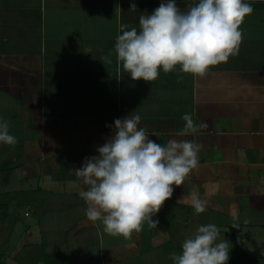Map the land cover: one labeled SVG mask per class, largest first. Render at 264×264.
<instances>
[{"label": "crops", "instance_id": "0c3cea01", "mask_svg": "<svg viewBox=\"0 0 264 264\" xmlns=\"http://www.w3.org/2000/svg\"><path fill=\"white\" fill-rule=\"evenodd\" d=\"M190 2L177 0L181 10ZM248 2L238 54L203 75L161 70L145 81L123 72L114 51L111 63L100 58L114 48L121 23L138 28L139 15L160 0H0V116L18 138L0 144V208L27 205L37 218L48 211L47 227L64 231L67 243L42 236L44 245L14 248V264H27L20 254L28 258L33 246L43 253L30 264H45V255L68 264H171L169 254L207 223L231 249L254 257L247 248L264 230V0ZM132 112L149 138L191 139L201 149L197 167L152 217L157 224L145 221L124 237L86 217L79 196L86 186L74 170L98 155L112 133L107 125ZM185 112L207 127L178 136ZM193 191L207 201L204 212L191 206ZM38 194L45 200L37 207Z\"/></svg>", "mask_w": 264, "mask_h": 264}, {"label": "clouds", "instance_id": "9594fccd", "mask_svg": "<svg viewBox=\"0 0 264 264\" xmlns=\"http://www.w3.org/2000/svg\"><path fill=\"white\" fill-rule=\"evenodd\" d=\"M130 9H136L135 3ZM252 12L248 0H191L186 10L178 7L177 0H160L150 13L139 15L138 28L121 23L114 48L100 60L111 63L114 51L123 72L133 80L155 81L161 70L203 75L238 54L243 39L240 26ZM141 118L132 112L114 119L107 125L111 135L96 149L98 155L85 157L74 170L86 186L79 192L87 205L86 217L99 220L111 235L128 237L139 232L145 221L156 225L152 217L172 196L173 185L183 184L199 164V143L176 137L157 142L139 126ZM181 119L185 123L178 136L207 127L190 112ZM17 142L9 120L0 116V144L14 146ZM189 202L197 213L207 206L196 191L190 193ZM232 226L238 227L235 222ZM218 237L216 224L199 225L184 239L179 253L169 254L171 264H227L229 241Z\"/></svg>", "mask_w": 264, "mask_h": 264}, {"label": "rangeland", "instance_id": "374dc122", "mask_svg": "<svg viewBox=\"0 0 264 264\" xmlns=\"http://www.w3.org/2000/svg\"><path fill=\"white\" fill-rule=\"evenodd\" d=\"M44 197V194H38V200L41 201L40 198ZM20 201V199H18ZM45 198L42 199L44 201ZM21 201L24 204H27V201L25 198H22ZM42 201L39 204H35L37 207L42 203ZM11 203V201H10ZM27 205L22 204L19 206L17 204L15 209H6V208H0V253L3 255L2 261L5 262V264H14V260H12L13 254L12 251L14 248L19 247L20 245H26L28 243H39L42 241V236L47 240H49V234L51 235L52 243L55 245H63L66 246L67 243L64 241L66 240L64 235L60 234L64 231H60L57 227H55V230H50L47 226L52 225L50 222L46 221V219H49L51 214H48V211L44 214H39V218H37V215L34 214L33 211L27 210ZM8 208V207H7ZM33 212V213H32ZM8 213H10L8 215ZM48 216V217H46ZM36 217V218H35ZM59 217V216H58ZM41 221L42 225V231L39 229V222ZM56 224V223H55ZM45 229V231L43 230ZM51 231V233H50ZM31 233V235H30ZM264 230L262 231V234L260 233L256 240H254L252 243L254 245L252 247H248V251L251 255H254L258 259V261L261 262V264H264V238H263ZM230 236L232 237V233H230ZM219 239V237H218ZM241 237H236V240L234 239L235 244H239V240ZM47 240V241H48ZM229 241L228 246L231 244V239H227ZM42 241L41 245H44ZM19 244V245H18ZM47 244V243H45ZM232 245V244H231ZM43 246L40 248H35V246L31 247L27 253L28 258L25 257V251L23 255L20 254V256L24 259L25 263L30 264L31 261H39L42 257V249ZM232 246H229L231 249ZM84 254V256H86ZM44 257V256H43ZM5 260V261H4ZM44 264V261L39 263Z\"/></svg>", "mask_w": 264, "mask_h": 264}, {"label": "trees", "instance_id": "16d2710c", "mask_svg": "<svg viewBox=\"0 0 264 264\" xmlns=\"http://www.w3.org/2000/svg\"><path fill=\"white\" fill-rule=\"evenodd\" d=\"M3 255L0 253V264H5L2 261ZM54 257V258H53ZM60 256L45 255V264H68L67 261L55 262ZM227 264H261L256 257L250 256L246 249L241 246H235L230 250L229 260Z\"/></svg>", "mask_w": 264, "mask_h": 264}]
</instances>
